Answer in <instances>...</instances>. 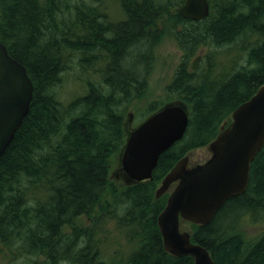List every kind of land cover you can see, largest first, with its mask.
Listing matches in <instances>:
<instances>
[{"label":"trees","instance_id":"1","mask_svg":"<svg viewBox=\"0 0 264 264\" xmlns=\"http://www.w3.org/2000/svg\"><path fill=\"white\" fill-rule=\"evenodd\" d=\"M105 1L0 0V41L33 85L28 111L0 155L2 264H194L164 250L157 216L168 193L154 192L174 163L206 146L264 82V0H208L202 21L182 19L184 0H117L123 18L115 19L103 12ZM162 32L181 52L165 99L186 104L188 124L159 155L151 179L117 184L110 158L125 142L126 109L146 90L149 52ZM229 43L244 50V60L233 55L213 75L216 53L208 48ZM202 48L199 71L191 64ZM68 74L75 86L64 97ZM161 105L150 104L146 116ZM245 210L264 215V144L246 189L207 224L188 223L191 240L214 264H264V229L253 238L236 230ZM115 229L130 244L125 253Z\"/></svg>","mask_w":264,"mask_h":264},{"label":"water","instance_id":"2","mask_svg":"<svg viewBox=\"0 0 264 264\" xmlns=\"http://www.w3.org/2000/svg\"><path fill=\"white\" fill-rule=\"evenodd\" d=\"M178 13L193 21L204 19L209 14L208 0H184ZM32 91L25 66L0 41V155L26 115ZM187 124L186 107L178 102L164 104L147 116L129 132L123 145L120 165L124 178L129 182L151 179L159 155L182 138ZM263 144L264 82L219 126L206 145V160L188 165L187 153L161 178L154 196L168 192L157 216L165 251L188 255L194 264H214L207 248L192 241L190 230L181 229L180 224H207L228 198L242 193L249 181L250 164Z\"/></svg>","mask_w":264,"mask_h":264},{"label":"rangeland","instance_id":"3","mask_svg":"<svg viewBox=\"0 0 264 264\" xmlns=\"http://www.w3.org/2000/svg\"><path fill=\"white\" fill-rule=\"evenodd\" d=\"M106 1L105 4L111 16L109 17L112 19L122 18L121 16H123V14H122V10L120 9L119 2L117 0H106ZM167 26H169L168 23ZM230 46H228L227 44L225 46L223 45L222 47H219L220 49L218 47L217 48L209 47L210 49L208 48V51L216 52L215 62L217 64L214 67L217 68L216 69L213 68L215 69L214 70L215 72L212 71L213 74L221 72L220 68H222L221 66H223L222 64H224L223 62L230 61L232 58L231 56L234 53L235 55L240 53L241 54L240 56H242V59L244 60L245 57L244 50H240V47H232V46L230 47ZM204 52H205V48H202L199 50L197 54L199 55V58L195 66L198 65L197 67H199V70H201V68H203L204 64L206 63V58H204V54H205ZM151 53H152L151 55L153 56H151L150 70L147 76L146 90L143 96L140 99H138V101L134 102L126 109L124 115L123 124H124V132L126 137L128 136L129 132L132 129H134L138 124H140L146 118L150 104L152 103H156V104L162 103V105H164L170 102H178L183 104L188 110L186 104H184L180 100L167 101L165 99V93H164L165 85L170 80V77L172 76L175 67L181 58V52L177 48L176 43L170 32H165L161 36H159V39H157L156 42L153 44ZM201 56L203 57L201 58ZM227 58L229 60H225ZM70 77L71 75L68 74L67 82L63 87L65 88L63 92L64 97H67L72 93L73 91L72 84L73 86H75L74 83H72ZM122 148L123 146L121 147V150L119 152L114 153L110 158L109 177L110 180L114 181L117 184L123 182L126 183L129 182L124 178L123 172L120 168L121 167L120 156L122 153ZM188 156H189L188 165H194L203 162L209 156L207 146L194 148L193 150L188 152ZM170 190L171 188L169 189V191ZM233 219L234 218H231L230 220ZM86 221L87 219L83 217V218H79L77 222L82 224L85 223ZM235 222H236V230L240 231L241 233H245L246 237L248 238L255 237L259 232H261L264 229V215L262 213L260 214L258 211L252 213L249 210H245L244 212H241L237 216V221L235 220ZM180 228L188 230V224L185 222H181ZM123 236H124V232L122 230L118 231L115 229L112 233V238H114L113 239L114 242H117L118 244L120 243L127 248L124 249V253H125L130 248V244L128 243L124 244L125 238ZM4 259H5L4 257L0 256V264L5 263ZM39 259H41V257Z\"/></svg>","mask_w":264,"mask_h":264},{"label":"bare ground","instance_id":"4","mask_svg":"<svg viewBox=\"0 0 264 264\" xmlns=\"http://www.w3.org/2000/svg\"><path fill=\"white\" fill-rule=\"evenodd\" d=\"M104 1H105V0H104ZM222 1H223V0H222ZM225 1H226V0H225ZM106 2H107V1H106ZM220 2H221V1H220ZM97 3H98V2H97ZM99 3H100V2H99ZM179 5H180V4H179ZM179 5H178V6H179ZM79 6H80V5H79ZM99 6H100V5H99ZM104 6H105V5H104ZM105 7H106V6H105ZM101 8H102V7H101ZM120 9H121V8H120ZM105 10H107V9L104 8V11H103L104 13H105ZM216 10H217V9H216ZM122 12H123V11H122ZM51 13H52V12H51ZM105 14L107 15V14H109V13H105ZM105 14H104V15H105ZM124 16H125V15H124ZM177 16H178V14H177ZM102 17H103V16H102ZM105 17H106V16H105ZM107 17H109V16H107ZM107 17H106V19H107ZM121 17H122V16H121ZM56 18H57V17H56ZM122 18H123V17H122ZM124 18H125V17H124ZM93 19H94V18H93ZM125 19H126V18H125ZM182 19H184V18L182 17ZM108 20H109V19H108ZM123 20H124V19H123ZM123 20H120V19H119V21H123ZM186 20H187V19H186ZM115 21H116V20H115ZM201 21H202V19H201ZM113 22H114V21H113ZM113 22H112V23H113ZM159 22H160V21H159ZM256 22H257V21H256ZM98 23H99V22H98ZM148 23H149V22H148ZM64 24H65V23H64ZM102 24H103V23H102ZM149 24H150V23H149ZM190 24H191V23H190ZM200 24H201V23H200ZM112 25H113V24H112ZM200 26H201V25H200ZM153 27H155V26H153ZM159 27H160V26H159ZM159 27H158V28H159ZM162 27H164V26H162ZM167 27H168V26H167ZM161 29H162V28H161ZM183 29H184V28H183ZM157 30H158V29H157ZM104 33H105V32H104ZM162 33H163V32H162ZM161 35H162V34H161ZM207 36H208V35H207ZM210 36H211V35H210ZM251 37H252V35H251ZM144 38H145V37H144ZM158 39H159V38H158ZM146 40H147V39H146ZM156 40H157V39H156ZM208 40H209V39H208ZM239 40H240V39H239ZM239 40H238V41H239ZM199 41H200V40H199ZM212 43H213V42H212ZM212 43H211V44H212ZM224 43H225V42H224ZM146 44H147V43H146ZM231 44H233V43L231 42ZM234 44H235V42H234ZM197 45H198V44H197ZM220 46H222V45L220 44ZM224 46H225V45H224ZM228 46H230V43H229ZM233 46H234V45H233ZM233 46H232V47H233ZM237 46H238V45H237ZM213 47H214V46H213ZM217 47H218V46H217ZM230 47H231V46H230ZM146 48H148V45H147ZM146 48L144 47V49H146ZM152 48H153V47H152ZM218 48H219V47H218ZM144 49H142V50L144 51ZM194 49H195V48H194ZM209 49H210V48H209ZM219 49H220V48H219ZM227 49H228V48H227ZM212 50H213V49H212ZM213 51H214V50H213ZM216 51H217V50H216ZM223 51H224V50H223ZM140 52H141V51H140ZM140 52H139V53H140ZM144 52H145V51H144ZM144 52H143V53H144ZM192 52H193V51H192ZM237 52H238V51H237ZM137 53H138V52H137ZM141 53H142V52H141ZM149 53H151V52H149ZM149 53L147 52V55H149ZM207 53H208V52H207ZM215 53H216V52H215ZM238 53H239V52H238ZM213 54H214V53H213ZM228 54H229V53H228ZM142 55H143V54H142ZM142 55H140V56H142ZM233 55H235V53L232 54V57H233ZM236 55H237V54H236ZM150 56H153V55H150ZM220 57H221V56H220ZM226 57H227V56H226ZM141 58H142V57H141ZM188 59H189V58H188ZM232 59H234V58H232ZM232 59L230 60L231 62H233ZM236 59H237V58H236ZM152 60H153V59H152ZM225 60H229V59L227 58V59H225ZM240 60H241V59H240ZM220 61H221V59H220ZM230 61H229V62H230ZM238 61H239V60H238ZM238 61H236V62L238 63ZM218 62H219V61H218ZM225 62H226V61H225ZM225 62H223V63L225 64ZM239 63L243 64L242 60H241V62L239 61ZM220 64H222V63H220ZM220 64H219V65H220ZM228 64H229V63H228ZM241 64H240V65H241ZM215 65H216V64H215ZM222 65H223V64H222ZM225 65H226V64H225ZM237 66H238V64H237ZM237 66H236V67H237ZM201 67H202V66H201ZM219 67H220V66H219ZM221 67H222V66H221ZM227 67H228V66H227ZM213 68H215V67H213ZM216 68H217V67H216ZM216 68H215V69H216ZM222 68H223V67H222ZM222 68H220L221 71L223 70ZM225 68H226V66H225ZM201 69H202V68H201ZM215 69H212V70L214 71ZM199 71H200V70H199ZM216 71H217V70H216ZM219 71H220V70H219ZM223 71H224V70H223ZM193 72H194V71H193ZM214 72H215V71H214ZM217 72H218V71H217ZM211 75H212V74H211ZM213 75H214V74H213ZM215 75H216V74H215ZM218 75H220V74H218ZM258 85H259V84H258ZM55 90H56V88H55ZM57 95H58V94H57ZM185 140H186V139H185ZM185 142H186V141H185ZM158 184H159V183H158ZM260 214H261V213H260ZM129 227H130V226H129ZM131 229H132V228H131ZM134 229H135V228H134ZM189 257H190V256H189ZM121 258H122V257H121ZM115 262H116V260H115Z\"/></svg>","mask_w":264,"mask_h":264}]
</instances>
